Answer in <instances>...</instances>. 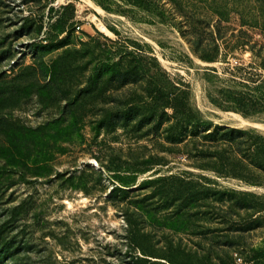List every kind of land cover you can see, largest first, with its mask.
<instances>
[{
    "label": "rangeland",
    "instance_id": "1",
    "mask_svg": "<svg viewBox=\"0 0 264 264\" xmlns=\"http://www.w3.org/2000/svg\"><path fill=\"white\" fill-rule=\"evenodd\" d=\"M89 1L0 0V264H207L208 258L219 264L229 254L240 262L243 249L264 250V223L245 230L263 214L228 212L229 204L214 203L211 196L168 206L164 197L140 187L184 171L192 172L193 181L215 179L177 156L168 157L171 163L157 176L155 170L139 174L124 188L127 195L114 192L120 185L106 166L120 158L121 173L129 177L134 170L128 167L134 168L136 155L148 154L149 143L135 142L123 130L96 136L92 126L106 112L120 110L134 92L109 89L80 98L96 63L83 54L109 38L139 46L148 65L162 68L191 92L193 106L213 126L264 134L261 100L251 99L261 111L253 118L222 109L235 106L236 98L250 99L264 76L256 56L264 47V15L256 0H188L197 21L203 27L210 22L219 46L214 63L191 53L171 19L111 14ZM156 2L173 9L168 0ZM212 12H222L225 21L217 26ZM59 21L71 26L70 35L57 39L66 46L38 51L39 43L56 44ZM66 48L78 53L68 57ZM205 68L215 69L211 96L217 104L208 96ZM73 122L76 127L67 130ZM217 181L206 188L248 192L264 202V184Z\"/></svg>",
    "mask_w": 264,
    "mask_h": 264
},
{
    "label": "trees",
    "instance_id": "2",
    "mask_svg": "<svg viewBox=\"0 0 264 264\" xmlns=\"http://www.w3.org/2000/svg\"><path fill=\"white\" fill-rule=\"evenodd\" d=\"M93 1L111 14L136 17L139 12L146 17L150 15L171 19L172 25L180 31L194 56L207 63H214L219 58V46L213 37L214 33L210 30V22H206L207 26L203 27L202 21L196 20L199 19L195 16L197 14L190 13L189 6L191 5L188 0H168L173 6V9L169 11L159 8L156 0ZM255 3L264 15V0H256ZM212 13L219 18L217 26L225 21L226 18L222 12ZM176 14L182 18L181 21L177 20ZM66 25L67 23L63 21L54 24L56 36L53 42L56 44L49 46L39 43L35 45V48L44 52L66 46L57 41L58 37L63 34L70 35L71 26ZM246 25L243 23V26ZM262 29L264 31V28ZM110 30L117 35L115 29ZM106 42L107 44L97 45L83 54V57H89L91 62L96 61V63L91 70L87 87L81 90L80 98L85 99L96 92L106 93L109 89L123 90L126 88L134 92V96L130 93L120 110L106 112L102 120L92 126V130L96 136H99L101 132L110 135L123 130L128 136L133 137L135 142L144 139L149 143L148 147L144 148L148 154L136 155L134 163L130 164L134 168L128 167V171L134 170L129 177L121 173L120 158L114 159L116 161H111V164L106 166L120 185L113 191L127 195L128 192L124 188L133 184L139 174L155 170L154 175L157 176L161 168L171 163L168 157L177 156L179 161L183 160L182 164L210 173L215 179L200 176L198 180L193 181L189 178L193 175L192 172L184 171L179 175H163L145 180L140 187H148L152 195L164 197L168 206L174 203H179V205L183 203L188 206L203 197L211 196L214 203L229 204L228 212L241 210L249 215L252 210L253 214H263L255 220V225L252 221L245 229L246 231L262 227L264 202H256L258 198L248 192H221L215 188L208 189L205 185L217 186L218 179L235 180L256 186L263 185L264 134L257 129L213 126V123L206 120L193 106L191 92L183 84L173 80L162 68H153L148 65L139 52V46L136 44L129 46L127 42H117L109 38H106ZM129 43L131 45V42ZM244 45L246 44H241L239 47ZM75 53L78 51L72 48L64 50V54L68 57ZM256 56L260 60V68L264 71L263 46L260 47ZM214 71L213 68H205V80L208 85V96L210 95L212 103L217 104L211 96L215 83L213 79L217 78L212 74ZM255 83L250 99L242 101L236 98L234 99L235 106L222 109L239 111L245 118H253V115L258 113L257 111L261 112L255 108L251 99H259L264 105V76H261ZM262 112L264 113V110ZM70 116L76 117L75 114ZM74 127L76 124L73 122L67 130ZM23 179H26L25 176ZM146 198L150 199V197ZM227 259L226 261L220 257L219 264H264V250L243 249L240 251V262H237V259L230 254L227 255ZM207 264H212L209 258Z\"/></svg>",
    "mask_w": 264,
    "mask_h": 264
},
{
    "label": "bare ground",
    "instance_id": "3",
    "mask_svg": "<svg viewBox=\"0 0 264 264\" xmlns=\"http://www.w3.org/2000/svg\"><path fill=\"white\" fill-rule=\"evenodd\" d=\"M90 4H92L89 0H87ZM94 6V5H93ZM241 122V121H240ZM244 123V122H243Z\"/></svg>",
    "mask_w": 264,
    "mask_h": 264
}]
</instances>
